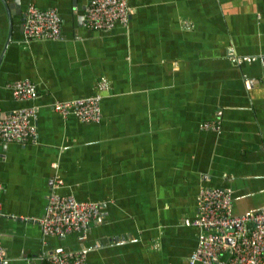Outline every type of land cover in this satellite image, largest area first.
Returning <instances> with one entry per match:
<instances>
[{
	"label": "crops",
	"instance_id": "crops-1",
	"mask_svg": "<svg viewBox=\"0 0 264 264\" xmlns=\"http://www.w3.org/2000/svg\"><path fill=\"white\" fill-rule=\"evenodd\" d=\"M126 1L127 24L101 30L85 0H0V120L37 113L35 142L0 141V264L87 245V264H189L201 187L228 189L234 214L264 208V0ZM28 4L57 9L61 39L22 42ZM101 77L99 121L52 109ZM23 78L37 96L15 100L6 84ZM55 175L99 203L85 239L42 241Z\"/></svg>",
	"mask_w": 264,
	"mask_h": 264
},
{
	"label": "built area",
	"instance_id": "built-area-1",
	"mask_svg": "<svg viewBox=\"0 0 264 264\" xmlns=\"http://www.w3.org/2000/svg\"><path fill=\"white\" fill-rule=\"evenodd\" d=\"M131 12L126 0H85L83 25L89 29L108 30L117 23L126 25ZM61 27L62 17L56 8L41 9L28 4L23 16L22 42L61 39ZM95 82L97 93L70 101L55 100L51 104L52 109L64 117L72 114L81 122L99 121L102 92L108 89L109 84L104 77ZM6 87L15 100H30L37 96V87L28 78L10 81ZM36 118V108L33 106L21 107L5 115L0 120V141L21 145L35 142ZM201 127L216 126L205 123ZM61 185L62 180L55 175L44 213L37 220L43 242L71 233L85 239L91 222L100 214L99 203L78 200L71 193L60 194L57 189ZM196 206L194 219L184 220L185 224L200 229L197 247L189 256V264L196 261L202 264H264V208L234 214L230 191L210 186L199 189ZM91 248L87 245L73 250L49 252L42 258L45 264H87L86 254Z\"/></svg>",
	"mask_w": 264,
	"mask_h": 264
},
{
	"label": "water",
	"instance_id": "water-1",
	"mask_svg": "<svg viewBox=\"0 0 264 264\" xmlns=\"http://www.w3.org/2000/svg\"><path fill=\"white\" fill-rule=\"evenodd\" d=\"M9 39V38H8ZM8 39H7V41H8ZM228 241H230V240H228Z\"/></svg>",
	"mask_w": 264,
	"mask_h": 264
}]
</instances>
